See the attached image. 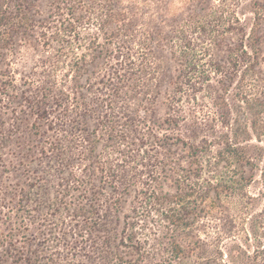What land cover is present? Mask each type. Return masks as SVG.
<instances>
[{
  "label": "rangeland",
  "instance_id": "rangeland-1",
  "mask_svg": "<svg viewBox=\"0 0 264 264\" xmlns=\"http://www.w3.org/2000/svg\"><path fill=\"white\" fill-rule=\"evenodd\" d=\"M5 2L13 17L17 1ZM190 3L97 0L102 13L76 19L59 2L55 27L0 35V264H264V0H204L205 12L236 17L232 33L215 22L213 35L195 29ZM50 5L41 0L44 17ZM68 13L86 61L97 46L112 55L84 93L96 111L90 154L42 183L62 107L49 102L54 123L33 127L44 121L32 83L55 65L73 75ZM18 126L27 158L11 140ZM228 150L244 156L246 173L220 161ZM181 216L187 223L174 225Z\"/></svg>",
  "mask_w": 264,
  "mask_h": 264
},
{
  "label": "trees",
  "instance_id": "trees-1",
  "mask_svg": "<svg viewBox=\"0 0 264 264\" xmlns=\"http://www.w3.org/2000/svg\"><path fill=\"white\" fill-rule=\"evenodd\" d=\"M15 1H17V6L16 13L13 17L11 16L12 13L9 11L7 2L0 5V35L2 37H8V39L12 37L13 30L18 27L24 29V31H33L35 28L47 29L50 25L55 27L58 24L55 8L60 10L61 6L58 5L59 2L72 3V5L67 8L69 12L71 11L70 15L69 13L67 14V18L69 15L72 17L76 16V19H79L76 14L78 12H90V15L93 17L97 16V13H102L104 11L103 7H95L97 0H49L51 2L49 7L50 12L47 17H44L39 8L41 0ZM98 1L101 2L102 0ZM114 1L115 0H109L111 7ZM203 2L204 0H191L192 4L190 3L191 12L195 15L196 20L195 29L201 32H209L213 35L216 31L215 22H217V25H220L221 28L224 29L225 34L232 33V31L235 30V24L232 21V19L236 20L234 13L229 12L226 18L222 14L218 17V13L214 12V10L205 12L204 6L202 5ZM53 8L54 11H52ZM53 13H55L54 16ZM108 14V18L111 20V24H114V28L121 33L124 32L125 28L122 29V27L125 22H122L113 10H110ZM121 16L126 15L121 14ZM92 19L95 20L96 18ZM207 19H211V21L209 20V22ZM65 22H67V24H64ZM65 22L62 23L64 24L65 29H71V32L74 33L73 36L75 37V40L70 41L69 50L66 51L65 54L66 57L72 55L70 70L73 75L64 76L65 79H62V76L59 74L60 70L56 69L58 66L54 64L55 66H53L43 78L32 83V87H34L33 91L36 94L37 99L34 97L31 109L35 111L36 120L44 121L37 126L33 125V127L39 128L47 123L52 126V123H54L52 119H50L49 109L52 106L49 102H53L52 104L56 107H62V111L60 112L62 117H60L59 121L54 124V135L51 143L54 145V149H56V160H53L52 166H46V168L41 171V173H46L39 179L42 183L45 182L46 175H49L50 177L52 176L54 180H57L59 176L62 175L68 177V175H71L72 172L75 171L76 166L81 162H84L86 157L90 154V149L87 147V141L84 136L89 130V122H91L92 125L96 123L93 119L96 117V111L89 107L90 104L87 103V98L84 93L90 91L89 89L93 85L91 80L97 79L108 67L109 58L112 55L104 51L103 47L97 46L92 50L89 62L86 61L84 56L79 53L83 48L87 49V46H85V40L79 39L80 34L74 26L75 18L65 20ZM103 24V28H105L107 23L104 22ZM58 31H60L59 26L56 27V32ZM239 31L242 32V30ZM131 49L133 51V48ZM130 52L131 50L127 51V56L130 59V62H132L133 57ZM192 59H194L193 56ZM70 84H72V86H70ZM148 95L145 98H149ZM89 110H91L90 113ZM166 122L167 120H163L162 122L159 121L161 124ZM11 136V140L15 142L13 146L17 149V154L25 158L30 156L28 155L30 151L27 148L30 139L23 136L19 126L12 131ZM91 147L95 151V146L93 147L91 145ZM27 150L28 152H26ZM87 152L88 155L86 156ZM183 152L185 153V151ZM195 153L196 152L191 151V149L187 153V157L190 158L191 161L189 164L191 163V165L197 164V154ZM219 157L221 158L220 161H231L235 166L244 169L242 171L243 174L246 173L248 162L237 150H228L225 155H219ZM36 161L37 160L33 159L32 163H35ZM35 167H31V169ZM43 187H45V185L40 186V188ZM44 190L48 192L47 188H44ZM171 221L174 225H182L185 222L187 223L185 217L182 216L177 220L172 219Z\"/></svg>",
  "mask_w": 264,
  "mask_h": 264
}]
</instances>
